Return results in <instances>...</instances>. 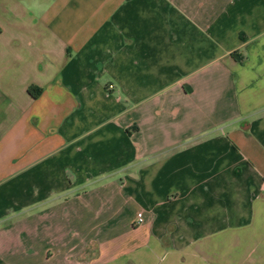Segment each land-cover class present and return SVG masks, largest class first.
I'll use <instances>...</instances> for the list:
<instances>
[{
  "label": "crops",
  "instance_id": "obj_1",
  "mask_svg": "<svg viewBox=\"0 0 264 264\" xmlns=\"http://www.w3.org/2000/svg\"><path fill=\"white\" fill-rule=\"evenodd\" d=\"M0 264H264V0H0Z\"/></svg>",
  "mask_w": 264,
  "mask_h": 264
},
{
  "label": "trees",
  "instance_id": "obj_2",
  "mask_svg": "<svg viewBox=\"0 0 264 264\" xmlns=\"http://www.w3.org/2000/svg\"><path fill=\"white\" fill-rule=\"evenodd\" d=\"M27 91L32 97H37L41 93L42 88L34 86V85H30L27 88Z\"/></svg>",
  "mask_w": 264,
  "mask_h": 264
},
{
  "label": "built area",
  "instance_id": "obj_3",
  "mask_svg": "<svg viewBox=\"0 0 264 264\" xmlns=\"http://www.w3.org/2000/svg\"><path fill=\"white\" fill-rule=\"evenodd\" d=\"M141 221H142V216H141V214H138L136 223H139Z\"/></svg>",
  "mask_w": 264,
  "mask_h": 264
}]
</instances>
